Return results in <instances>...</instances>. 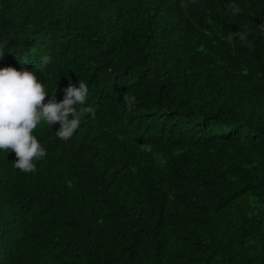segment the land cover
<instances>
[{"label":"trees","instance_id":"16d2710c","mask_svg":"<svg viewBox=\"0 0 264 264\" xmlns=\"http://www.w3.org/2000/svg\"><path fill=\"white\" fill-rule=\"evenodd\" d=\"M0 46L95 108L0 150V264H264V0H0Z\"/></svg>","mask_w":264,"mask_h":264},{"label":"clouds","instance_id":"9594fccd","mask_svg":"<svg viewBox=\"0 0 264 264\" xmlns=\"http://www.w3.org/2000/svg\"><path fill=\"white\" fill-rule=\"evenodd\" d=\"M229 7L234 14L239 12L235 4ZM4 54L5 49L0 46V57ZM41 62L47 65L50 58L42 57ZM45 89L46 84L25 65L20 70L12 66L0 68V150L14 152L13 166L24 173H34L37 170L34 161L46 156V150L33 135L38 124L44 122L52 127L58 122L56 136L67 141L85 116H95V108L87 102L89 88L84 81H79L78 86L70 83L63 89L64 97L59 101L53 93L45 103L48 93ZM132 99L124 96L129 105Z\"/></svg>","mask_w":264,"mask_h":264}]
</instances>
